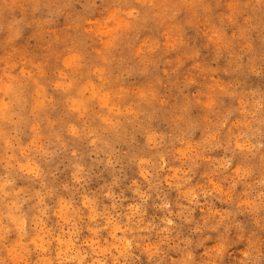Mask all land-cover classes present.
Listing matches in <instances>:
<instances>
[{
	"label": "clouds",
	"instance_id": "1",
	"mask_svg": "<svg viewBox=\"0 0 264 264\" xmlns=\"http://www.w3.org/2000/svg\"><path fill=\"white\" fill-rule=\"evenodd\" d=\"M0 264H264V0H0Z\"/></svg>",
	"mask_w": 264,
	"mask_h": 264
}]
</instances>
